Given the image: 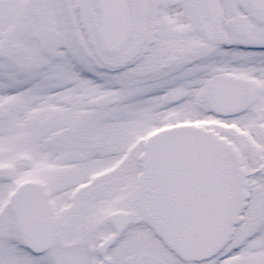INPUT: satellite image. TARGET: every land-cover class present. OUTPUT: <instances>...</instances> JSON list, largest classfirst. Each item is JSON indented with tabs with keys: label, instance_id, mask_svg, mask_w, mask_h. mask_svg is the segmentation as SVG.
<instances>
[{
	"label": "snow or ice",
	"instance_id": "6c2138e0",
	"mask_svg": "<svg viewBox=\"0 0 264 264\" xmlns=\"http://www.w3.org/2000/svg\"><path fill=\"white\" fill-rule=\"evenodd\" d=\"M0 264H264V0H0Z\"/></svg>",
	"mask_w": 264,
	"mask_h": 264
}]
</instances>
